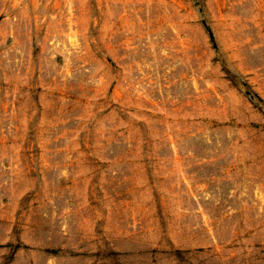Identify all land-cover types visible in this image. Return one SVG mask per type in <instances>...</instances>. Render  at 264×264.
Returning a JSON list of instances; mask_svg holds the SVG:
<instances>
[{
    "label": "rangeland",
    "instance_id": "1",
    "mask_svg": "<svg viewBox=\"0 0 264 264\" xmlns=\"http://www.w3.org/2000/svg\"><path fill=\"white\" fill-rule=\"evenodd\" d=\"M0 264H264V0H0Z\"/></svg>",
    "mask_w": 264,
    "mask_h": 264
}]
</instances>
